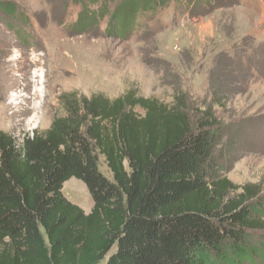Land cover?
Returning a JSON list of instances; mask_svg holds the SVG:
<instances>
[{"label": "trees", "instance_id": "obj_1", "mask_svg": "<svg viewBox=\"0 0 264 264\" xmlns=\"http://www.w3.org/2000/svg\"><path fill=\"white\" fill-rule=\"evenodd\" d=\"M120 1L109 30L170 3ZM103 8H83L71 29H89ZM60 105L43 131L0 130V264H99L114 248L107 264L264 263V244L252 240L264 231L260 192L218 173L223 125L210 109L195 114L187 93L169 103L135 90L66 92ZM71 178L89 189L91 212L63 194Z\"/></svg>", "mask_w": 264, "mask_h": 264}, {"label": "rangeland", "instance_id": "obj_2", "mask_svg": "<svg viewBox=\"0 0 264 264\" xmlns=\"http://www.w3.org/2000/svg\"><path fill=\"white\" fill-rule=\"evenodd\" d=\"M194 1L170 0L144 21L109 30L120 0H0V130L21 138L49 128L66 92L115 98L135 90L169 103L187 93L195 114L210 109L223 125L218 173L256 186L264 213V0ZM101 7L92 27L71 29L83 8ZM99 164L112 179L103 156ZM64 184L65 197L91 212L86 184ZM252 240L264 244V231Z\"/></svg>", "mask_w": 264, "mask_h": 264}, {"label": "bare ground", "instance_id": "obj_3", "mask_svg": "<svg viewBox=\"0 0 264 264\" xmlns=\"http://www.w3.org/2000/svg\"><path fill=\"white\" fill-rule=\"evenodd\" d=\"M22 96H23V94H22ZM66 186V184H64V187Z\"/></svg>", "mask_w": 264, "mask_h": 264}]
</instances>
